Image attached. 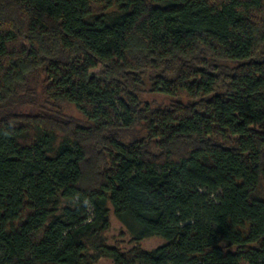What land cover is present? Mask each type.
Here are the masks:
<instances>
[{
	"label": "trees",
	"instance_id": "obj_1",
	"mask_svg": "<svg viewBox=\"0 0 264 264\" xmlns=\"http://www.w3.org/2000/svg\"><path fill=\"white\" fill-rule=\"evenodd\" d=\"M100 258L264 264V0H0V264Z\"/></svg>",
	"mask_w": 264,
	"mask_h": 264
},
{
	"label": "rangeland",
	"instance_id": "obj_2",
	"mask_svg": "<svg viewBox=\"0 0 264 264\" xmlns=\"http://www.w3.org/2000/svg\"><path fill=\"white\" fill-rule=\"evenodd\" d=\"M115 11L114 8L110 9L106 12L107 16H112L113 12ZM41 77H37L36 80L31 78L32 85H35L38 89V94H40V83H41ZM140 98L142 100L148 101L154 105H161L168 102V97L158 93L153 92L148 89V86H146L140 93ZM59 107L61 108L63 114L66 116H70L76 120H83L84 116L81 114V112L71 103L68 102H61L59 103ZM60 206H63L65 204H69L68 201L64 199H59ZM108 217L110 221V228L106 233V239L107 243L109 245H118L122 251L129 250L132 246H134V243L132 242L133 237V231L132 229L122 220L116 217V215L113 212V209L111 206H109L108 211ZM165 242V239L158 235H152L145 237L139 242V245L145 249L150 250L158 245H161ZM112 260L110 258H100L95 264H112Z\"/></svg>",
	"mask_w": 264,
	"mask_h": 264
}]
</instances>
